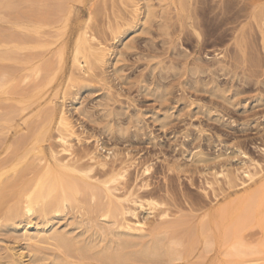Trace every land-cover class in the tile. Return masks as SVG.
<instances>
[{"label": "rangeland", "instance_id": "1", "mask_svg": "<svg viewBox=\"0 0 264 264\" xmlns=\"http://www.w3.org/2000/svg\"><path fill=\"white\" fill-rule=\"evenodd\" d=\"M94 1L91 14L88 2L79 4L73 24L90 15L99 38L111 44L105 80L87 77L70 87L65 80L69 49L65 69L48 89L54 88L59 96L64 89L69 91L65 107L81 139L76 148L99 151L109 156V162L116 159L115 165H129L122 184L146 198L163 200L169 218L184 222L187 238L175 248L192 246L193 251L187 258L156 264H225L231 259L224 249L231 246L232 236L251 251L233 256L236 261L231 264H264V252L255 250L264 240L263 227L251 224L248 206L236 208L246 192L264 193V166L257 167L261 171L253 181L233 189H228L224 177L213 174L221 165L240 167L248 156L264 159V32L260 30L264 0H182L180 9L172 0H139L136 21L130 20L134 10L130 0ZM216 154L222 156L213 159ZM145 182L148 186L139 188ZM0 211L3 221L6 207ZM155 214L148 215L152 223ZM96 216L68 209L54 226L74 227L73 233L84 238L93 231L90 223L101 222ZM4 222H0V264L7 263L11 251L31 254L22 235L23 223ZM201 222L210 225L204 230L210 245L203 244L198 234ZM39 246L44 252L54 250ZM75 254L68 258L72 264L82 261ZM25 259L37 264L28 254ZM93 259L86 260L97 264Z\"/></svg>", "mask_w": 264, "mask_h": 264}, {"label": "bare ground", "instance_id": "2", "mask_svg": "<svg viewBox=\"0 0 264 264\" xmlns=\"http://www.w3.org/2000/svg\"><path fill=\"white\" fill-rule=\"evenodd\" d=\"M93 1L0 0V210L6 207L1 215L7 225L23 223L22 235L31 253L10 250L5 264H30L25 259L27 254L37 264H44L45 260H50L49 264H72L68 258L73 252L82 257L77 264H93L88 261L91 258L97 264H138L144 260L156 264L187 258L191 253V244L190 249L175 248L187 238L182 232L186 229L179 218H169L167 203L146 198L130 185L122 184L120 180L124 179L129 165H115L116 159L109 162V156L99 151L76 148L81 139L65 107L69 91L64 89L60 96L54 88L53 92L48 91L58 73L65 69L69 49L65 80L70 87L87 77L105 80L106 65L112 60L111 44L99 38L90 15L76 26L73 24L79 4L88 2L91 14ZM138 1L130 0L134 7L129 13L130 20L140 14ZM172 1L179 9L183 8L182 0ZM260 30L263 33L264 27ZM111 31L115 33L113 28ZM221 156L216 154L213 159ZM247 159V163L241 162L234 169L221 165L213 174L224 177L228 189L244 187L259 175L261 170L257 167L264 166V159L261 162L249 156ZM95 168L102 172L94 173ZM148 169L145 166L143 171ZM147 186L145 182L139 188ZM6 199H10L9 204L5 203ZM263 199L264 193L246 192L237 207L236 202L233 204L236 208L248 206L251 224L264 230ZM77 208L85 214L95 212L101 220L90 223L93 231L84 238L82 233H73L74 227L59 230L54 226V220L63 217L68 209ZM154 212L157 220L152 223L148 215ZM209 226L206 222L198 224L203 244L208 240L204 230ZM95 234L100 238L93 237ZM221 236H217V241L220 242ZM225 239L223 235V244ZM229 242L231 246L224 250L231 259H226L225 264L236 261L233 256H244L251 251L242 247L235 236ZM260 243L255 250L264 252V240ZM39 245L54 250L44 252Z\"/></svg>", "mask_w": 264, "mask_h": 264}]
</instances>
